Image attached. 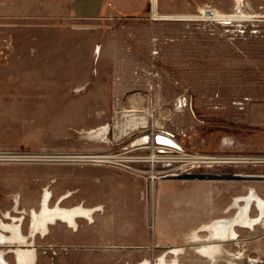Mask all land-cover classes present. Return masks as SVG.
Returning <instances> with one entry per match:
<instances>
[{
  "label": "rangeland",
  "instance_id": "obj_1",
  "mask_svg": "<svg viewBox=\"0 0 264 264\" xmlns=\"http://www.w3.org/2000/svg\"><path fill=\"white\" fill-rule=\"evenodd\" d=\"M154 2V13L151 0L142 13H123L85 0H0V220L22 217L35 264H57L56 253L71 249L89 251L93 264H156L161 256L248 264L264 256V218L254 228L236 226L237 237L221 241L213 259L201 247L219 239L211 230L187 243L176 221L155 237L153 216L159 188L192 180L264 197V178L184 176L264 174V0H188L185 11ZM208 7L219 16H204ZM134 108L148 123L122 133L123 111ZM45 189L52 206L72 192L63 206L103 208L77 228L59 220L48 234H33ZM249 213H260L255 202ZM14 255L6 251L11 264Z\"/></svg>",
  "mask_w": 264,
  "mask_h": 264
},
{
  "label": "bare ground",
  "instance_id": "obj_2",
  "mask_svg": "<svg viewBox=\"0 0 264 264\" xmlns=\"http://www.w3.org/2000/svg\"><path fill=\"white\" fill-rule=\"evenodd\" d=\"M240 1V0H239ZM124 120L118 125L121 128L122 133H128L129 130L138 128L140 126H146L148 123V116L147 114L138 113V111L134 109L124 110L123 111ZM105 126L99 128L98 132L102 129H105ZM149 137L148 133L140 139H147ZM164 137L162 135L157 136V140L159 142H165L170 144L172 147H179L178 142L174 139H170ZM138 141V140H137ZM142 141V140H141ZM136 142V141H133ZM154 143H152L153 145ZM110 156V155H109ZM86 157H108L104 153H94L91 155H86ZM204 158H211L213 156H200ZM153 158V159H152ZM93 159V158H92ZM153 162L157 159V157L152 155L150 157ZM155 159V160H154ZM100 160V159H99ZM113 160V159H112ZM210 160V159H209ZM105 161V160H104ZM110 161V160H109ZM174 174V173H173ZM203 174H219V173H203ZM242 174V173H239ZM264 175V174H263ZM158 176L155 174V169L153 167L152 174L150 178L155 180ZM160 177V176H159ZM253 188V187H252ZM71 191V190H70ZM72 192H68L64 194L59 201L55 205L50 204L52 193L49 189H45L41 208L39 210H33V228L32 233L34 234L35 231H40L42 234H48L50 231L51 224L57 223L59 220L67 223L69 226L77 228L79 218L85 217L93 220L94 212L97 210H101L103 208L102 205H96L91 207H86L84 204L75 205L72 207H65L61 204V202L68 196H70ZM240 199L245 201V204H241L238 202ZM236 204H238L239 210L238 213L226 219H216L213 222L214 231L213 234L220 237V238H235L238 235V231L236 226H243V227H253L254 224L258 223V221L263 220L264 218V197L259 195L255 188L251 189L248 194L236 196ZM256 203L260 209V213L257 216H252L249 213V209L252 203ZM12 215L7 212L5 217H11ZM22 217H19L16 221H6L4 219L0 220V264H11L6 256V251H12L15 254V259L18 260L17 264H35L37 259V251L35 246H27L24 242L28 241V237L24 231L22 226ZM209 225H202V228H207ZM211 226V225H210ZM211 230V229H210ZM191 238H199V234L196 231H193L190 235ZM9 243V244H7ZM30 243V240L29 242ZM14 245L10 249L5 250L2 248L3 245ZM2 245V246H1ZM204 247H202L203 249ZM220 248V243L211 242L208 247L206 246L205 249L209 250L212 253H216L217 250ZM180 248H174L177 251ZM208 252V251H206ZM149 259H144L138 263L134 264H150ZM156 264H178L176 260L173 262H168L165 260L164 256H161Z\"/></svg>",
  "mask_w": 264,
  "mask_h": 264
},
{
  "label": "crops",
  "instance_id": "obj_3",
  "mask_svg": "<svg viewBox=\"0 0 264 264\" xmlns=\"http://www.w3.org/2000/svg\"><path fill=\"white\" fill-rule=\"evenodd\" d=\"M75 1L76 0H68V3L71 4L72 2L74 4ZM157 1L160 3L161 8L165 11H185L188 10L190 6L188 0H156V3ZM85 2H94L95 4L100 3L101 12L104 5H106V9L108 8L107 11L114 10L116 12L123 13H142L146 10V7L148 5V0H85ZM154 3V0H151V8L153 13L155 12ZM189 15L190 14H182L180 15V17H188ZM235 193V190L231 191L230 189L226 188H206L205 183L202 180H192L184 182L181 188H159L157 193H155V196L157 195L158 197V204H156V197L154 202L155 204L153 216L156 230L154 236L158 237L162 234H165V231L161 232L160 230H162L163 227H173V225L176 224V221H179L178 225L183 231L182 234L186 237L187 243L198 242L200 238H203V236H201V233H203L202 231L204 230L211 229L212 235L216 236L213 234V222L216 219L211 223H209V221L226 213L236 205ZM135 194L139 196L140 193L135 192ZM226 218L227 217L220 219ZM202 225L209 226L207 228H202ZM132 226H134V224ZM261 226L264 228L263 224H261ZM263 228H261V230ZM193 231H196L199 234V238L196 237L194 239L190 237ZM209 235H207V237ZM230 239L232 238L219 237L218 240H209L207 242H203L201 244V247L207 246L211 242L220 243V248L216 253L208 252L212 254V257H216V255L219 254L220 251H222L221 241ZM260 243L264 245V236L260 238ZM88 252L89 251H76L71 249L68 252L56 253L58 254L56 258L58 260L57 264H82L78 263V261H80L82 257L86 258L84 264H93L91 256L89 257ZM241 255L239 256L241 257ZM215 257H213V259H215ZM42 258L49 259V252H47V255H43ZM17 261L18 260H16V262Z\"/></svg>",
  "mask_w": 264,
  "mask_h": 264
},
{
  "label": "water",
  "instance_id": "obj_4",
  "mask_svg": "<svg viewBox=\"0 0 264 264\" xmlns=\"http://www.w3.org/2000/svg\"><path fill=\"white\" fill-rule=\"evenodd\" d=\"M185 177L192 178H221V179H238V178H246V179H262L264 175L262 174H239V173H225V174H194V175H184ZM183 177V175H182Z\"/></svg>",
  "mask_w": 264,
  "mask_h": 264
},
{
  "label": "built area",
  "instance_id": "obj_5",
  "mask_svg": "<svg viewBox=\"0 0 264 264\" xmlns=\"http://www.w3.org/2000/svg\"><path fill=\"white\" fill-rule=\"evenodd\" d=\"M202 14L206 17H218L219 15L214 11L213 8H205ZM264 17V16H263ZM185 103V102H184ZM186 104V103H185ZM248 264H264V256H253L248 260Z\"/></svg>",
  "mask_w": 264,
  "mask_h": 264
}]
</instances>
